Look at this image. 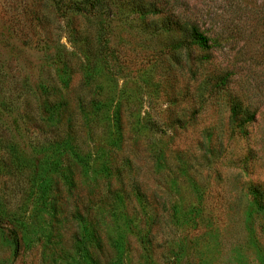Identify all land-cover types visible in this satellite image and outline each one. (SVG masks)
Masks as SVG:
<instances>
[{
	"label": "rangeland",
	"instance_id": "rangeland-1",
	"mask_svg": "<svg viewBox=\"0 0 264 264\" xmlns=\"http://www.w3.org/2000/svg\"><path fill=\"white\" fill-rule=\"evenodd\" d=\"M0 264H264V0H0Z\"/></svg>",
	"mask_w": 264,
	"mask_h": 264
},
{
	"label": "trees",
	"instance_id": "trees-1",
	"mask_svg": "<svg viewBox=\"0 0 264 264\" xmlns=\"http://www.w3.org/2000/svg\"><path fill=\"white\" fill-rule=\"evenodd\" d=\"M193 35H194V39H195L196 43H198L200 46L208 47L211 44L210 43V41H211L210 37H208V36L205 37L202 33L198 32L196 29H193ZM226 82H227V77L224 76L218 80L217 84L226 85ZM238 111L239 112L241 111L240 113L242 115L247 114V110H243V109L241 110L240 107H239ZM233 112L236 113V111L234 109H233ZM242 126H244V125H242ZM63 166L64 165L62 164L60 166L54 167V169L58 170L62 175L66 176L64 170L62 169ZM11 235H12L15 246H19V235L15 229H11Z\"/></svg>",
	"mask_w": 264,
	"mask_h": 264
}]
</instances>
